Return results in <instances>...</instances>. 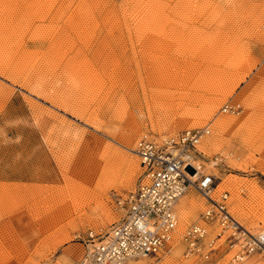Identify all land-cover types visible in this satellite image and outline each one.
Masks as SVG:
<instances>
[{
	"label": "rangeland",
	"instance_id": "rangeland-1",
	"mask_svg": "<svg viewBox=\"0 0 264 264\" xmlns=\"http://www.w3.org/2000/svg\"><path fill=\"white\" fill-rule=\"evenodd\" d=\"M204 127L213 197L264 231L247 207L264 194V0H0V172L17 179L0 181V264H75L89 230L122 216L137 142ZM181 198L179 235L207 205ZM217 249L223 264L224 237ZM136 263L203 261L181 238Z\"/></svg>",
	"mask_w": 264,
	"mask_h": 264
},
{
	"label": "built area",
	"instance_id": "built-area-1",
	"mask_svg": "<svg viewBox=\"0 0 264 264\" xmlns=\"http://www.w3.org/2000/svg\"><path fill=\"white\" fill-rule=\"evenodd\" d=\"M207 133V129H191L159 140L140 139L133 150L142 169L137 186L116 198L122 216L103 233L89 230L75 264H138L168 252L178 223L175 204L190 188L207 205L199 221L184 231L186 254H197L203 264H218L217 241L224 237L234 250L223 264H241L253 255L264 260V231L251 233L242 227L228 212V192L213 197L215 177L197 164L203 157L198 145Z\"/></svg>",
	"mask_w": 264,
	"mask_h": 264
},
{
	"label": "bare ground",
	"instance_id": "bare-ground-1",
	"mask_svg": "<svg viewBox=\"0 0 264 264\" xmlns=\"http://www.w3.org/2000/svg\"><path fill=\"white\" fill-rule=\"evenodd\" d=\"M174 97V96H173ZM171 98V97H170ZM185 98V97H184ZM169 100H173V98L172 99H169ZM173 103V102H172ZM172 105V104H171ZM175 106V105H174ZM183 106L184 105H177L176 107L178 108V110L180 109V108H183ZM164 107V106H163ZM190 115H188L186 118H188V119H192V120H197L198 118H199V116L196 114H194V113H189ZM231 123L230 122H228V121H221L220 122V124L219 125H221V126H228V125H230ZM236 126V125H235ZM194 129H207L208 130V133L206 134V135H203L202 136V139H201V141H200V143H199V145H198V148H199V146H203L204 145V143H205V141H206V139L208 138H205L208 134H209V128L208 127H204V128H194ZM185 130H191V129H185ZM166 137V136H165ZM205 138V139H204ZM120 141H122V143L123 144H127L126 143V141H123V140H120ZM128 145V144H127ZM126 145V146H127ZM128 147H130V145L128 146ZM131 150V149H130ZM201 150V149H200ZM133 152V151H132ZM202 152V151H201ZM134 153V152H133ZM135 162V161H134ZM253 170H256V171H258V172H260L262 175H264V163H262V162H257L256 163V165H255V167H254V169ZM106 171H108V169L106 170ZM192 174H193V172H191L190 173V175L192 176ZM107 176V175H106ZM65 177V176H64ZM105 177V176H104ZM107 179V178H106ZM105 179V180H106ZM109 179V178H108ZM107 179V180H108ZM106 180V181H107ZM66 182V185H67V183L69 182V181H67V180H65ZM109 181V180H108ZM74 183V182H73ZM72 183V184H73ZM69 184V183H68ZM75 184V183H74ZM109 184H110V182H109ZM71 185V184H70ZM77 185V184H76ZM68 186V185H67ZM82 189H83V187L80 185L79 187H77V186H73V187H70V188H68L67 190H72V191H78L77 193H81V191H82ZM252 190V191H251ZM250 190V193H251V195H252V199H251V203L247 206L248 207V209L250 210V212H251V214L253 215V217H255L257 220H262V221H264V194L263 193H261V192H259L257 189H255V188H252ZM87 191V190H86ZM224 191H226V190H224ZM71 193V192H70ZM73 193V192H72ZM71 193V196L73 197V194ZM83 193V192H82ZM81 193V194H82ZM215 193H216V191H215ZM215 193H214V195H215ZM200 195V197H202L203 198V196H201V194H199ZM216 195H218V194H216ZM77 196H78V194H77ZM76 197V196H75ZM79 197V196H78ZM77 197V198H78ZM81 198V197H80ZM184 198V197H183ZM72 199V198H71ZM204 199V198H203ZM182 200V198L181 199H178V201L176 202V204H175V213H176V216H177V220H178V223H177V226H176V228H175V231H174V234H173V241H172V244H171V246L173 245L174 246V244L175 243H177V242H180V240H181V238L183 237V234H184V232H183V234L182 235H179V226H180V223H181V217H180V214H179V211H178V208H179V203H180V201ZM190 201H189V204L190 205H198L197 204V201H196V199H194V198H190L189 199ZM198 200V199H197ZM205 200V199H204ZM227 200H228V198H227ZM227 200H226V206H227ZM257 200H259V202H257ZM72 201H75V199L74 200H72ZM69 202V201H68ZM255 202H257V205L256 206H254L253 204L255 203ZM241 203V202H240ZM229 204V203H228ZM241 205V204H240ZM239 205V206H240ZM231 209V208H230ZM228 210V212L230 213V215L242 226V227H244L246 230H248L245 226H243L235 217H234V215L232 214V212H231V210ZM183 217H184V215H183ZM249 231V230H248ZM178 239V240H177ZM227 244V243H226ZM228 247V246H227ZM229 249V248H228ZM236 249V248H235ZM233 250L234 249H232V250H230L229 249V252L230 253H228V255L226 256V258L227 259H225L224 260V262L225 261H228L230 258H231V253L233 252ZM255 256V257H254ZM142 260H144V259H142ZM142 260H140V261H142ZM251 262H253V263H256V264H258V263H261L262 261H261V258L260 257H257L256 255H253V256H249V257H247L241 264H248V263H251Z\"/></svg>",
	"mask_w": 264,
	"mask_h": 264
},
{
	"label": "crops",
	"instance_id": "crops-1",
	"mask_svg": "<svg viewBox=\"0 0 264 264\" xmlns=\"http://www.w3.org/2000/svg\"><path fill=\"white\" fill-rule=\"evenodd\" d=\"M17 180L16 178H13L10 176V174H7L5 172H0V181L1 182H8V181H14Z\"/></svg>",
	"mask_w": 264,
	"mask_h": 264
}]
</instances>
